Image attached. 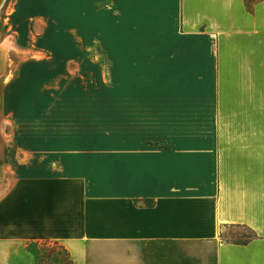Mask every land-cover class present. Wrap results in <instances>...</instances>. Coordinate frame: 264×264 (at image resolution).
Wrapping results in <instances>:
<instances>
[{"label": "crops", "instance_id": "crops-1", "mask_svg": "<svg viewBox=\"0 0 264 264\" xmlns=\"http://www.w3.org/2000/svg\"><path fill=\"white\" fill-rule=\"evenodd\" d=\"M129 85V142L0 143V264H264V0H129Z\"/></svg>", "mask_w": 264, "mask_h": 264}, {"label": "rangeland", "instance_id": "rangeland-1", "mask_svg": "<svg viewBox=\"0 0 264 264\" xmlns=\"http://www.w3.org/2000/svg\"><path fill=\"white\" fill-rule=\"evenodd\" d=\"M20 1L0 6V143L129 142V93L157 90L129 85V0ZM13 168L0 163V174ZM225 237L252 232L233 227ZM32 248L39 264H71L58 244Z\"/></svg>", "mask_w": 264, "mask_h": 264}, {"label": "bare ground", "instance_id": "bare-ground-1", "mask_svg": "<svg viewBox=\"0 0 264 264\" xmlns=\"http://www.w3.org/2000/svg\"><path fill=\"white\" fill-rule=\"evenodd\" d=\"M3 1H4V0H2L1 4L3 3ZM1 4H0V6H1Z\"/></svg>", "mask_w": 264, "mask_h": 264}, {"label": "water", "instance_id": "water-1", "mask_svg": "<svg viewBox=\"0 0 264 264\" xmlns=\"http://www.w3.org/2000/svg\"><path fill=\"white\" fill-rule=\"evenodd\" d=\"M2 0H0V4H1Z\"/></svg>", "mask_w": 264, "mask_h": 264}, {"label": "trees", "instance_id": "trees-1", "mask_svg": "<svg viewBox=\"0 0 264 264\" xmlns=\"http://www.w3.org/2000/svg\"><path fill=\"white\" fill-rule=\"evenodd\" d=\"M71 262V261H70Z\"/></svg>", "mask_w": 264, "mask_h": 264}]
</instances>
